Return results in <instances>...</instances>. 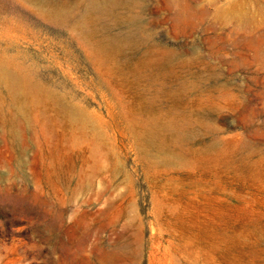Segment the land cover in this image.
Wrapping results in <instances>:
<instances>
[{"label":"rangeland","instance_id":"374dc122","mask_svg":"<svg viewBox=\"0 0 264 264\" xmlns=\"http://www.w3.org/2000/svg\"><path fill=\"white\" fill-rule=\"evenodd\" d=\"M0 264H264V0H0Z\"/></svg>","mask_w":264,"mask_h":264},{"label":"bare ground","instance_id":"6f19581e","mask_svg":"<svg viewBox=\"0 0 264 264\" xmlns=\"http://www.w3.org/2000/svg\"><path fill=\"white\" fill-rule=\"evenodd\" d=\"M37 1V0H36ZM130 1V0H129ZM41 4V3H40ZM39 4V5H40ZM44 4V3H43ZM60 4V3H59ZM43 7V6H42ZM55 8V7H54ZM41 9V8H40ZM49 9V8H48ZM42 12V11H41ZM123 22V21H122ZM127 22V21H126ZM105 25V24H104ZM105 33V32H104ZM107 33V32H106ZM6 69V68H5ZM9 74V73H8ZM4 75V74H3ZM11 76V75H10ZM12 77V76H11ZM10 77V78H11ZM13 79V78H12ZM20 80V79H19ZM21 83V82H20ZM11 85V84H10ZM11 87V86H10ZM37 87V86H36ZM15 88V87H14ZM18 89V88H17ZM15 92H17V91H15ZM13 94H14V92H13ZM31 94V93H30ZM27 95V94H26ZM13 96V95H12ZM15 96V95H14ZM13 98V97H12ZM15 98V97H14ZM28 98H30V97H28ZM22 99H23V97H22ZM39 100V99H38ZM23 101V100H22ZM25 107V106H24ZM70 109V108H69ZM75 110V109H74ZM19 113V112H18ZM75 114V113H74ZM23 116V115H22ZM67 117V116H66ZM73 118V117H72ZM75 123V122H74ZM147 132V131H146Z\"/></svg>","mask_w":264,"mask_h":264}]
</instances>
